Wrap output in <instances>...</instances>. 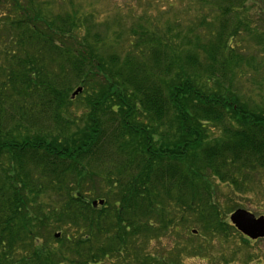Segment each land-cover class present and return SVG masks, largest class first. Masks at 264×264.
I'll return each instance as SVG.
<instances>
[{
    "label": "trees",
    "instance_id": "16d2710c",
    "mask_svg": "<svg viewBox=\"0 0 264 264\" xmlns=\"http://www.w3.org/2000/svg\"><path fill=\"white\" fill-rule=\"evenodd\" d=\"M196 2L207 14L189 26L145 17L121 45L77 11L0 0V264H233L241 247L264 260L228 220L242 207L219 199L224 184L253 193L264 170V106L231 76L249 0ZM78 87L82 126L67 113ZM163 237L173 244L149 251Z\"/></svg>",
    "mask_w": 264,
    "mask_h": 264
},
{
    "label": "rangeland",
    "instance_id": "374dc122",
    "mask_svg": "<svg viewBox=\"0 0 264 264\" xmlns=\"http://www.w3.org/2000/svg\"><path fill=\"white\" fill-rule=\"evenodd\" d=\"M37 3H47L49 8V15H58L60 13H66L67 11H77L79 15H85L89 18V21L96 24L101 32L107 28L105 33L108 35L106 38H111L114 42H120L121 45L129 39L131 29L136 25L142 23L139 19L149 18L157 22V26L164 28L165 26L175 23L183 28L189 26L202 16H206L207 8L202 6L201 2L196 0H35ZM249 19L251 22L250 32H243L238 39L241 44V48L245 49L244 56H246V65L240 68V72L237 75H232L233 89L237 97L244 101L245 104L250 105L253 108L257 106H264V0H249ZM164 9V10H163ZM211 13V12H210ZM208 18L207 23H211L210 26L214 27L216 20ZM91 17V18H90ZM254 17V18H252ZM211 18V19H210ZM213 23V24H212ZM174 24V25H175ZM175 25V26H177ZM163 26V27H162ZM105 27V28H104ZM103 34V33H102ZM257 36V38H256ZM110 40V39H109ZM110 40V41H111ZM242 75L237 80L238 76ZM230 79V76L228 77ZM228 83V82H226ZM224 88L229 90L230 84H224ZM79 88V87H78ZM78 88L74 89L76 91ZM82 90L73 97V92L70 97L74 102L69 106L67 111L68 116L77 115L79 120L77 121L81 126L82 117L87 114V96ZM86 104V105H85ZM82 119V120H81ZM209 136L208 141H213L219 138L222 134V128L220 124H210L207 126ZM261 182L257 181V186H254L255 190L250 194H240L229 189V185L224 184L220 186V200L222 202H228L233 200L238 203L243 209L251 211L256 216L264 215V170L260 175ZM232 213V212H231ZM231 213L228 215L230 219ZM199 229L198 227H192L190 230ZM182 234V233H181ZM192 234L199 235L198 232H192ZM180 236V235H179ZM240 240L236 237H231L227 241H214L211 252L223 259V256L229 255L232 249L236 246ZM173 239L162 240L153 239L150 242L149 251L160 252L163 247L171 246ZM256 250L264 259V238H261L257 244L251 248L252 251ZM230 251V252H229ZM248 250L241 247L237 253L236 261L233 264H264L262 262L244 261ZM227 255V256H228ZM185 264H213L211 260L203 259L201 257H189L185 259ZM222 264V263H217ZM225 264V263H224Z\"/></svg>",
    "mask_w": 264,
    "mask_h": 264
},
{
    "label": "water",
    "instance_id": "95a60500",
    "mask_svg": "<svg viewBox=\"0 0 264 264\" xmlns=\"http://www.w3.org/2000/svg\"><path fill=\"white\" fill-rule=\"evenodd\" d=\"M82 90L79 87L73 92V97L77 95ZM103 205L104 200H96L93 202L94 206ZM230 220L233 225L242 232L245 236L250 239L256 240L259 238H264V215L256 216L251 211L243 208L236 209L230 216ZM194 232H197L194 230ZM59 236V234H57Z\"/></svg>",
    "mask_w": 264,
    "mask_h": 264
}]
</instances>
